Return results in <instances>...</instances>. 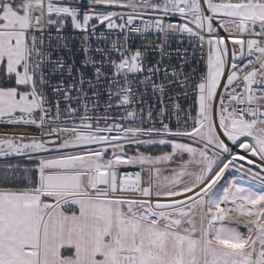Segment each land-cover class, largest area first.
Masks as SVG:
<instances>
[{"label":"snow or ice","instance_id":"1","mask_svg":"<svg viewBox=\"0 0 264 264\" xmlns=\"http://www.w3.org/2000/svg\"><path fill=\"white\" fill-rule=\"evenodd\" d=\"M0 264H264V0H0Z\"/></svg>","mask_w":264,"mask_h":264}]
</instances>
